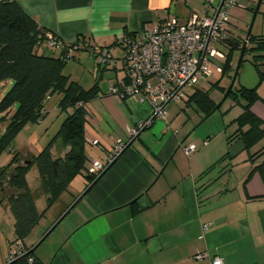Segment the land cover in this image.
<instances>
[{
  "label": "crops",
  "instance_id": "crops-1",
  "mask_svg": "<svg viewBox=\"0 0 264 264\" xmlns=\"http://www.w3.org/2000/svg\"><path fill=\"white\" fill-rule=\"evenodd\" d=\"M16 1L47 33L81 46L73 59L83 63L88 77L74 81L85 90L97 84L96 95L83 104L85 167L61 194L64 209L83 194L69 210L75 215L68 233L75 230L49 263L37 256L41 264H211L209 259L194 258L201 251L222 258L223 264H264V180L258 170L252 171L264 161L262 145L246 151L240 140L229 144L221 129L207 127L199 136L202 144L186 155L183 146L195 143L186 141L189 136H179L172 127L174 120L168 119V107L179 102H169L165 118L155 117L149 127L131 136L130 130L151 116L150 108L135 97L120 101L109 92V86L123 78L121 37L170 17L186 22L192 12L204 13L202 0ZM244 1L257 13L263 0L240 2ZM213 12L214 8L208 9ZM91 45H112L114 62L98 67L90 57ZM103 70L114 71L106 82L99 79ZM10 84L4 83L7 88ZM187 99L183 98V110L193 107L202 120L216 110L204 116ZM57 102L44 113H56ZM252 106L264 121V105ZM70 111L57 115L55 133ZM119 141L125 143L123 149L108 162L109 148ZM37 147L39 151L44 146ZM23 151L34 154L27 148ZM51 152L63 154L60 140ZM254 152L258 154L250 159ZM93 160L105 168L84 192ZM13 224L12 217L11 231L1 232L0 264L9 262ZM32 240L36 237L29 241L31 248L36 244Z\"/></svg>",
  "mask_w": 264,
  "mask_h": 264
},
{
  "label": "trees",
  "instance_id": "trees-1",
  "mask_svg": "<svg viewBox=\"0 0 264 264\" xmlns=\"http://www.w3.org/2000/svg\"><path fill=\"white\" fill-rule=\"evenodd\" d=\"M46 33L47 31L25 13L16 0H0V83L11 81L10 86L0 97V111L14 106L6 132L0 140V147L8 146L24 123L29 120H40L44 116V105L50 96L60 95L57 106L61 112L71 109L52 139L37 154L15 153L6 165L0 167V203H4L10 210L14 233L18 240H23L29 235L42 215L35 207V195L25 178L27 169L31 164L36 165L40 178L39 193L47 196L48 204L67 189L75 175L82 173L86 161L83 104L97 93V84L85 90L63 73L65 64L73 57L72 53L67 54L68 49L72 47L73 51H77L81 46L75 42L64 43L62 49L50 47L44 42ZM134 34L130 32L126 35ZM247 35L245 41H240L229 31L222 42L227 43L230 48L240 50L238 63L245 53H250L253 66L258 72V79L263 81L264 70L260 67L264 65V33L252 34L248 31ZM94 46L91 45L89 51ZM41 47L51 50L52 53L41 54L39 52ZM104 47L113 48L112 45ZM54 50L58 51V55H53ZM233 71L232 80L237 70H234L231 57L227 54L221 73L230 74ZM210 81L212 84L217 83L213 79ZM230 88L231 86L227 93L230 92ZM238 93L246 102L245 109L236 119L237 129L228 135L226 140L229 144L235 139L240 140L243 149L249 151L262 136L264 122L250 111V106L258 100L255 87H241ZM187 102L194 105L204 116L216 109V103L208 92L199 88H195L188 95ZM56 140H60L64 151L59 156H54L51 152ZM256 154L258 152L249 154V158L252 159ZM254 170H258L264 180V161L255 166L252 171ZM96 177L86 173L89 184ZM20 246L22 254L9 260L8 264H41L31 248L25 251L24 247Z\"/></svg>",
  "mask_w": 264,
  "mask_h": 264
},
{
  "label": "rangeland",
  "instance_id": "rangeland-1",
  "mask_svg": "<svg viewBox=\"0 0 264 264\" xmlns=\"http://www.w3.org/2000/svg\"><path fill=\"white\" fill-rule=\"evenodd\" d=\"M245 2L246 1L240 2V5H232L228 11L230 32L232 33V36L240 41H245L248 28L251 23L252 25L250 33H264V0L259 4L257 13L255 15L253 10L249 9V7L245 5ZM255 5L256 4L252 5V7L254 8ZM214 46L217 50L224 54V58L215 57L216 61L220 65H223L225 62V56L229 54L231 57V64L235 70L240 58V50L230 48V46L224 42H216ZM56 51L57 50H54V52ZM39 52L41 54L52 53L51 50H47L42 47L39 49ZM72 55L76 56L77 51H73ZM90 57L93 59V61H95L92 55H90ZM81 66H83V63L78 61L77 57L75 59L71 57L65 64L63 73L71 80H75V78L78 77H88L84 73V70ZM97 66L100 68L102 67L100 65ZM209 67L212 71L210 78L202 80L197 86L199 89L207 91L217 106L215 112L211 114L207 120H202V114L200 112H196L193 107L185 108V111L183 110V98L187 99L188 95L191 93L190 89L193 88H185L186 95L181 100L177 101L179 103H173V106L171 105L168 107V119L174 120L172 127L178 130L179 136H181V134H183V137L189 136L186 141H193L197 147L202 144V141L200 142L201 138L199 136H201V134L204 132V129L207 127L214 128L216 130L221 129L222 133L225 135V139H227V136L232 134L237 129L238 123L236 122V119L243 113L245 109L244 105H246L245 100L238 93V90L241 87H255L256 93L258 95V100L255 102H260L261 105H264V80L259 81L258 72L253 66L252 56L250 53H245L242 56L239 67L237 68V74L235 75L232 84L231 76H233L234 71L230 72V74H223L221 71H216L214 65H210ZM260 69L264 70V65L261 66ZM113 72V70H103V76L99 77V79L101 78L102 81L106 82L108 78L113 75ZM211 79L217 81V83L212 84L210 81ZM4 83L5 82L0 83V97L3 95V90H6L5 88H7ZM229 86H231L230 92L227 93ZM59 97L60 96H58V94L52 95V98L45 102L44 109H52L53 106L56 105V99L58 101ZM252 105L250 106V111L254 113ZM13 112L14 106H11L7 110L0 111V140L6 132V128ZM58 114L63 115L64 112L62 113L57 109L56 113H53V111L49 112L48 114L44 113V116H42L40 120H29L24 123L15 133L9 145L6 147H0V167L6 165L12 159L15 153L21 154L26 148L29 151H32L34 154H37L38 144H42L43 147L54 136L53 134L56 131L55 128H57L55 127L57 125H55V122ZM262 128V136L253 145L254 147L257 145H262L264 148V125ZM244 129H246V127H244ZM25 178L30 190L35 195V207L38 212L42 213V215L34 228L31 230V234L25 236L23 240L16 239L13 230L11 237L8 238L9 243L12 244V247L8 248V255L12 250L15 249L16 244L18 243L24 247L25 251L30 249L31 245L29 241L36 237L35 242L33 240L32 242H34V244L37 243L66 211V209H64L66 202L65 198L63 199V196L61 197V194L65 190L50 204H48L47 196L43 193H39V191H41L40 178L35 164H31L29 166L25 173ZM74 215L75 214L73 212L71 213V211H69L67 215L59 221L53 230H51V232H49V234L37 245L34 250L35 256L40 258L43 256L42 259L48 258L47 263H49L56 250L75 230L74 229L71 231V233H68L69 228H71L70 226L72 225ZM10 219L12 220L10 210L4 203H0V254L4 253V249L2 248L3 242L1 239V232L11 231Z\"/></svg>",
  "mask_w": 264,
  "mask_h": 264
},
{
  "label": "built area",
  "instance_id": "built-area-1",
  "mask_svg": "<svg viewBox=\"0 0 264 264\" xmlns=\"http://www.w3.org/2000/svg\"><path fill=\"white\" fill-rule=\"evenodd\" d=\"M240 1L220 0L215 4L214 0H202L204 13L192 12L186 22L181 23L176 17H170L134 35L121 37L123 78L110 85L109 92L120 101L135 97L146 102L151 111L150 117L130 130L131 136L149 127L155 117L165 118V106L169 102L181 100L186 95L185 88H193L202 80L209 79L212 74L210 65H214L216 71H221L222 65L215 57L224 58V54L214 44L228 36L229 8L239 5ZM211 7L214 12L209 14L208 9ZM44 42L50 47L61 49L64 44L51 33L45 34ZM73 50L70 47L67 54L70 55ZM90 53L102 67H109L114 62L111 47L95 45ZM124 145L119 141L109 148L108 162ZM196 149L197 146L192 143L183 146L186 155ZM104 168V164L93 160L86 173L98 176ZM206 227L204 224L203 228ZM20 254L21 246L16 244L9 260ZM194 258H206L211 264H223L222 258L211 257L205 251L198 252Z\"/></svg>",
  "mask_w": 264,
  "mask_h": 264
},
{
  "label": "water",
  "instance_id": "water-1",
  "mask_svg": "<svg viewBox=\"0 0 264 264\" xmlns=\"http://www.w3.org/2000/svg\"><path fill=\"white\" fill-rule=\"evenodd\" d=\"M256 13V10H255V12H254V14ZM252 24V23H251ZM250 30V29H249ZM248 36V35H247ZM247 38V37H246ZM241 55H242V51H241ZM238 65H239V63L237 64V66H236V69H235V71L237 70V68H238ZM233 79H234V77H233ZM233 83V80L231 81V84ZM230 84V85H231ZM216 108H217V106H216ZM104 171V170H103ZM103 171H101V173L103 172ZM100 173V174H101ZM99 174V175H100ZM98 175V176H99ZM98 176L96 177V179H94L88 186H87V188L85 189V191L84 192H86L95 182H96V180H97V178H98ZM83 195V194H82ZM82 195H80V197L82 196ZM80 197H78V199L80 198ZM78 199H76V201L78 200ZM75 201V202H76ZM74 202V203H75ZM74 203H72L67 209H66V211L61 215V217L51 226V228L41 237V239L31 248V250H34L35 249V247L49 234V232L59 223V221L65 216V214H67L68 212H69V210L72 208V206H73V204ZM8 264V263H7Z\"/></svg>",
  "mask_w": 264,
  "mask_h": 264
}]
</instances>
